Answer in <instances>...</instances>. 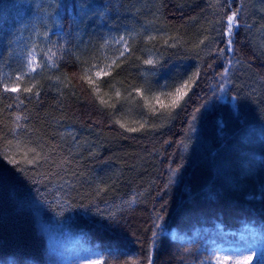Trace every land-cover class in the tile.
Returning a JSON list of instances; mask_svg holds the SVG:
<instances>
[{"label":"trees","instance_id":"trees-1","mask_svg":"<svg viewBox=\"0 0 264 264\" xmlns=\"http://www.w3.org/2000/svg\"><path fill=\"white\" fill-rule=\"evenodd\" d=\"M18 5L46 21L23 26ZM121 27L130 35L112 70L119 88L145 84L144 67L162 83L132 128L101 103L79 54ZM258 29L264 0H0V151L19 139L47 157L24 171L0 160V264H217L264 249ZM34 48L36 71L4 92ZM190 78L170 109L168 93Z\"/></svg>","mask_w":264,"mask_h":264},{"label":"rangeland","instance_id":"rangeland-1","mask_svg":"<svg viewBox=\"0 0 264 264\" xmlns=\"http://www.w3.org/2000/svg\"><path fill=\"white\" fill-rule=\"evenodd\" d=\"M257 2L262 3L263 0H257ZM37 8L38 6L34 7L35 13ZM16 9L18 10L16 19L21 20L19 23L23 24V26H27L34 18L38 21H42L43 18V21L45 22V18L47 19L48 16L47 14L43 13L36 17L35 15H28L25 19L26 13L22 10V6L18 5V8ZM110 32H114V30L110 28L108 31L103 32L100 39H98V41L92 45L89 44V38L84 41L83 49L79 53L81 57L80 59L82 61V68L86 80L95 91L101 103L107 104L113 108L116 120H119V123L123 124L127 128H132L138 123V121L135 119L141 115L140 113H144V111L150 107L151 102L157 93L160 92L162 83L158 84L157 81L152 79V75L149 73H151V70L153 69L144 67V70L149 72V77L147 78L148 81H146L145 84L119 88L117 85L118 78H114L112 76V70L115 67L118 59L124 55L130 34L127 27H121L113 34H110ZM158 33L161 34V32ZM148 34L149 33L147 32L143 33L142 38L148 40V38H150ZM254 36L255 45L261 52L264 53V30L258 29ZM19 47L26 48V45H20ZM121 53H123V55H121ZM113 60H115V64L111 63ZM18 61L19 62L15 63V69H17V75L19 76L21 75L22 71L28 70V59L25 56H20ZM147 61L144 65H151L147 63ZM151 61L153 63V60ZM38 65L40 66V64ZM94 65L95 67H93ZM107 65H111L112 70L108 72V74L102 73L101 76L97 77L95 72L101 67H104L107 71ZM8 68H10V66ZM45 68L46 70L48 68L46 63ZM5 74H9V71L6 70ZM31 83L33 85L37 84L35 81H32ZM11 84L12 83H10V86ZM20 86H22V84H20ZM117 93H119V95H117ZM6 150L7 149H3L0 151V153H3ZM0 160H3L9 164H14L10 163L9 160L4 158L2 154H0ZM27 166H30V164L24 163L20 164L18 167L26 168Z\"/></svg>","mask_w":264,"mask_h":264},{"label":"snow or ice","instance_id":"snow-or-ice-1","mask_svg":"<svg viewBox=\"0 0 264 264\" xmlns=\"http://www.w3.org/2000/svg\"><path fill=\"white\" fill-rule=\"evenodd\" d=\"M239 27V21L237 19V13H233L232 15L227 17L226 24H225V30L226 34L229 37L227 40V44L229 46V50H231L232 45V35L234 28ZM127 48H125V51ZM36 49L34 48L32 50V54H30V58L27 62V73H21V75L16 76L15 79L12 81L11 86L8 83H3V91L4 92H12V93H19L21 91L20 83L22 76L30 74L32 72L36 71V64H37V58L34 55ZM123 55V53H121ZM112 64H115V60L111 62ZM147 63L151 64L152 61L148 60ZM41 68H43V65H40ZM95 67V65L93 66ZM107 71L104 67H101L99 70L95 72V75L97 77L101 76V74H108L111 69V65H107ZM228 76V70L226 69L222 73V78ZM196 77L198 78V73L196 74ZM91 82V81H89ZM195 84L194 79H189L188 81L183 82L181 85L175 88L174 92L168 93V96L170 98V103L168 107L170 109H175L181 106V102L184 101L185 97L188 96V93L191 91V86ZM224 84H227V80H224ZM25 92H32V87H25L23 89ZM221 92L224 91L223 86L220 89ZM36 95H39V93H35ZM119 95V93H117ZM18 98V97H17ZM227 97H225V102H227ZM230 99L235 100V97H231ZM237 105L233 104L232 108L234 110L237 109ZM20 117H17V120H19ZM121 127H124L123 124H121ZM133 131L135 129H132ZM31 141H21L19 139L16 140L15 143L10 140H6V151L3 153H0L4 156V158L8 159L10 163H14L15 165L19 166L20 164H30V165H36L41 160H47V157L42 154V148L37 145L35 147L31 146ZM21 171H24V168H20ZM259 252V255L257 254ZM215 260L217 264H253V261H257L258 264H264V249H249L247 251V254H241L238 257H232L229 255H223V256H217L215 257ZM148 264H152L151 257L148 259Z\"/></svg>","mask_w":264,"mask_h":264}]
</instances>
